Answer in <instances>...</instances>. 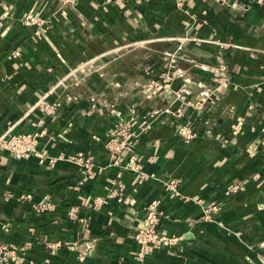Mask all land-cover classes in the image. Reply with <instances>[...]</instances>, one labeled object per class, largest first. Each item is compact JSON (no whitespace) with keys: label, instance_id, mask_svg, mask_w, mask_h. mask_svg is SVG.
<instances>
[{"label":"crops","instance_id":"obj_1","mask_svg":"<svg viewBox=\"0 0 264 264\" xmlns=\"http://www.w3.org/2000/svg\"><path fill=\"white\" fill-rule=\"evenodd\" d=\"M234 1L188 0L179 8L175 0H0V18L10 15L0 33V135L29 133L41 118L52 135L72 125L64 139H41L29 159L0 152V242L30 246L18 264H259L264 9L247 0L233 7ZM29 16L44 25H25ZM177 51L179 67L194 83L177 80L164 96L146 99V84ZM183 88L184 101H176L174 91ZM207 93L214 100L199 114L186 104ZM43 96L61 103L53 116L35 108ZM112 104L125 114L135 107L140 117L175 104L192 116L199 134L186 142L172 118H161L134 151L140 172L125 169L130 153L114 166L93 138L104 139L114 127ZM239 116L244 129L233 138ZM43 150L81 153L85 160L51 168L40 163ZM87 160L91 179L84 177ZM141 172L146 178L139 182ZM170 180L179 182L177 192ZM238 184L244 189L226 198ZM46 195L56 210H35ZM97 198L106 201L98 209ZM156 201L160 229L178 240L140 260L135 235ZM213 201L223 209L205 222L203 207ZM71 207L80 220L69 219Z\"/></svg>","mask_w":264,"mask_h":264},{"label":"built area","instance_id":"obj_2","mask_svg":"<svg viewBox=\"0 0 264 264\" xmlns=\"http://www.w3.org/2000/svg\"><path fill=\"white\" fill-rule=\"evenodd\" d=\"M77 0H64V3L75 4ZM118 2H126L130 0H117ZM226 2V0H223ZM248 3L253 5H258L264 9V0H247ZM175 4L179 8H184L188 6V0H175ZM233 7L242 6L239 1H234L232 3ZM9 13H5L0 18V33L4 28L5 19L9 18ZM25 25H44L45 21L37 17H27L22 21ZM182 49L179 46L178 51ZM178 51L170 54L168 61L163 65L164 71L159 75L157 79H151L145 86V97L146 99H155L164 96L167 90L172 89V85L177 80H182L186 86L192 85L193 79L189 76L188 71L179 67L178 62L180 57ZM220 70L222 72L226 71V66L221 65ZM149 72V70L147 71ZM219 80H222L220 78ZM223 83H228V79L223 78ZM75 85H78L80 81L76 79ZM222 83V82H221ZM187 92L186 89L175 90L176 101H184V93ZM214 100L213 93H207L201 95L200 98L195 102H186L189 107L194 108L198 114L202 111L204 106ZM60 102H49L46 96H43L35 105L41 114L45 116H53L61 108ZM111 111L116 116V121L114 127L110 129L104 139L99 136H94V140L103 145L104 150H106L112 159V165L120 166L124 162V157L127 153H130V159L125 165L127 170H141V166L137 164V159L135 157V149L142 142L146 134L153 128V123L164 117H170L176 122V130L178 135L184 139L186 142L194 140L198 134L199 129L192 120V116L188 117L185 110L175 104L169 105L164 108H155L144 116L140 117L137 113L135 107H131L130 112L125 114L114 104L111 105ZM249 110H253V106L248 107ZM189 118V119H188ZM46 122L44 118L36 121L34 123L33 131L29 133H20L14 135H0V152L6 151L14 159L22 160L29 159L32 157L40 148V141L43 138H50V140H55L57 138L64 139L65 134L68 129L72 126L69 125L67 129L58 133L57 135H52L49 133L48 128L45 126ZM245 125V118L239 116L236 118L234 125L232 126V136L237 138L243 131ZM134 153V154H133ZM67 160L69 162L83 163L85 160L84 155L79 153L75 156H53L48 150H43V159L40 161L41 164H46L51 168L57 166V164L62 161ZM92 164L88 162L85 165V178H93L94 173L92 170ZM146 178L144 173H140L139 182H142ZM179 182L176 180H170L168 182V187L177 192ZM243 185H234L227 189L225 196L226 198L231 197L240 190H243ZM32 195H27L23 198L30 199ZM106 203L105 199L97 198L94 199V208L98 209L103 207ZM224 203L219 201H213L208 203L203 207L202 214L203 220L205 222L215 221L216 215L223 209ZM160 203L158 201L154 202L148 209L144 225L139 228L135 235V240L139 246L138 259L142 260L147 255H151L163 247H170L178 239L169 236L167 233L160 229V223L162 219V212L159 209ZM34 209L40 212H51L56 210L55 203L51 200L50 195L44 196L40 201L34 205ZM68 217L70 220H80L79 209L77 207H71L68 211ZM8 224L2 226L4 230H7ZM30 248L29 245H10L4 242H0V264H18L21 262L23 257L26 255L27 250ZM259 251L257 253V259L259 264H264V241L259 246Z\"/></svg>","mask_w":264,"mask_h":264}]
</instances>
